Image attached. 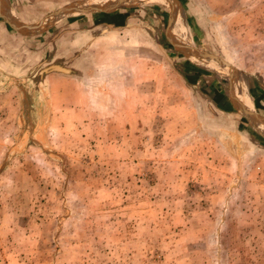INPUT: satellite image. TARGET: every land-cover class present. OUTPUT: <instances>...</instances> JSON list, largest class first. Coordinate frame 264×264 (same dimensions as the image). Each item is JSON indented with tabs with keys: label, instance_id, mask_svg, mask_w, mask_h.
I'll return each mask as SVG.
<instances>
[{
	"label": "rangeland",
	"instance_id": "1",
	"mask_svg": "<svg viewBox=\"0 0 264 264\" xmlns=\"http://www.w3.org/2000/svg\"><path fill=\"white\" fill-rule=\"evenodd\" d=\"M112 1L0 5V264H264V0Z\"/></svg>",
	"mask_w": 264,
	"mask_h": 264
},
{
	"label": "bare ground",
	"instance_id": "2",
	"mask_svg": "<svg viewBox=\"0 0 264 264\" xmlns=\"http://www.w3.org/2000/svg\"><path fill=\"white\" fill-rule=\"evenodd\" d=\"M149 2H158L162 4L161 0H148ZM4 0H0V5H3ZM173 17V22L169 25L167 33L171 34L173 37L182 38L183 37V29H181L179 22L175 20L176 15L174 14V11H171ZM54 21V19H52ZM192 62L197 63L198 65H201L203 67L211 66L213 69H217L221 71V68L218 67L216 64H213L212 62H207L200 60L199 58H189ZM229 97L232 102V104L235 106L237 113H239L241 116H243L246 120L251 122V124L254 125L255 129L261 134L264 135V127L259 124H255V115L251 110V103L249 100V97L246 94V89L243 85L239 84V82H232L229 92Z\"/></svg>",
	"mask_w": 264,
	"mask_h": 264
},
{
	"label": "water",
	"instance_id": "3",
	"mask_svg": "<svg viewBox=\"0 0 264 264\" xmlns=\"http://www.w3.org/2000/svg\"><path fill=\"white\" fill-rule=\"evenodd\" d=\"M127 1L128 0H114V1H112L110 3L105 4L106 7H99V6H94V5H85V4L83 5V4L74 3V4H70L68 6L60 8V9L48 14L41 22H39V23H37L35 25L26 26V27L23 26L24 28L23 27H18V28L19 29H24V30H29V31H37L39 28L43 27L47 23L52 22V19L56 20L58 18H61L63 16H68V15L91 14V13H96V12H106V11H110L113 8H116L118 5H120L122 3H125ZM1 10H2V5H1ZM205 58L217 61L218 63L222 64V66L226 67L224 62H220L216 58L207 57V56ZM232 82L234 83L235 81L233 80V81L229 82V92H230V87H231V83ZM229 99H230V97H229ZM230 102H231V100H230ZM234 108H235V106H234Z\"/></svg>",
	"mask_w": 264,
	"mask_h": 264
},
{
	"label": "crops",
	"instance_id": "4",
	"mask_svg": "<svg viewBox=\"0 0 264 264\" xmlns=\"http://www.w3.org/2000/svg\"><path fill=\"white\" fill-rule=\"evenodd\" d=\"M60 9V8H59ZM58 10V9H57ZM54 11H56V10H53L52 12H54ZM51 12V13H52ZM7 12L5 11V15L8 17L9 16V14H6ZM1 15V14H0ZM81 15H84V14H81ZM70 16H72V15H68V16H63V17H61V18H58V19H56V20H54V21H52V22H50V24H52V25H54V24H56V22H58V21H66V19H68ZM10 17V16H9ZM68 17V18H67ZM86 19V21H88V19L87 18H85ZM52 25H49V26H47L46 27V29L47 28H49L50 26H52ZM42 28V27H41ZM41 28H39L38 30H40ZM45 30V29H44Z\"/></svg>",
	"mask_w": 264,
	"mask_h": 264
}]
</instances>
